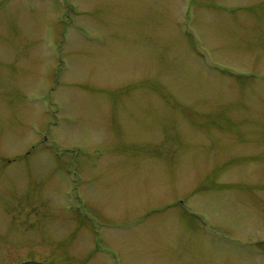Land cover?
Returning <instances> with one entry per match:
<instances>
[{
    "label": "rangeland",
    "instance_id": "374dc122",
    "mask_svg": "<svg viewBox=\"0 0 264 264\" xmlns=\"http://www.w3.org/2000/svg\"><path fill=\"white\" fill-rule=\"evenodd\" d=\"M264 264V0H0V264Z\"/></svg>",
    "mask_w": 264,
    "mask_h": 264
},
{
    "label": "flooded vegetation",
    "instance_id": "af4514ba",
    "mask_svg": "<svg viewBox=\"0 0 264 264\" xmlns=\"http://www.w3.org/2000/svg\"><path fill=\"white\" fill-rule=\"evenodd\" d=\"M26 260H30V259H24V260L18 262L17 264H19V263H21V262H23V261H26ZM37 261H40V262H42V263H50V262H51L50 259H46V258H42V259L39 258Z\"/></svg>",
    "mask_w": 264,
    "mask_h": 264
},
{
    "label": "water",
    "instance_id": "95a60500",
    "mask_svg": "<svg viewBox=\"0 0 264 264\" xmlns=\"http://www.w3.org/2000/svg\"><path fill=\"white\" fill-rule=\"evenodd\" d=\"M20 264H44V263H40V262H37V261H25V262H22Z\"/></svg>",
    "mask_w": 264,
    "mask_h": 264
}]
</instances>
